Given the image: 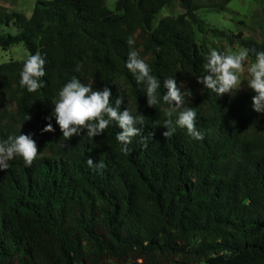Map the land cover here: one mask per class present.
Masks as SVG:
<instances>
[{"label": "trees", "instance_id": "16d2710c", "mask_svg": "<svg viewBox=\"0 0 264 264\" xmlns=\"http://www.w3.org/2000/svg\"><path fill=\"white\" fill-rule=\"evenodd\" d=\"M105 1L39 0L30 16L0 5V47L23 43L46 59L35 93L19 86L25 61L0 65V139L31 135L40 152L31 167L17 157L0 171V264H264V114L252 91L217 96L197 82L210 49L197 31L230 40L199 10L221 12L231 0H117L116 14ZM171 5L183 12L155 24ZM236 38L253 60L264 51V40ZM130 50L161 82L175 76L192 90L186 106L202 141L179 127L164 136L169 106L148 105L126 67ZM73 77L143 115L127 153L114 124L65 141L48 119ZM48 123L54 131L42 132ZM89 158L103 169H89Z\"/></svg>", "mask_w": 264, "mask_h": 264}, {"label": "clouds", "instance_id": "9594fccd", "mask_svg": "<svg viewBox=\"0 0 264 264\" xmlns=\"http://www.w3.org/2000/svg\"><path fill=\"white\" fill-rule=\"evenodd\" d=\"M127 43L131 49L135 41L129 38ZM253 52L255 60L246 67L249 50L229 54L210 48L204 64L205 74L198 77L197 82L203 85V89L210 90L217 96L225 93L235 96L241 89L242 82L246 81V87L254 92L253 110L264 114V51L253 50ZM45 64L46 59L41 53L37 52L29 56L20 70L19 86L29 93H35L43 87L41 78L46 75ZM126 67L137 85H142L149 106H157L161 103L169 106V110L164 112L166 118L161 124L168 129L164 132L166 138L179 127L186 129L187 134L194 140L204 139V134L197 128L196 110L186 106L187 98H191L193 92L184 82L178 85L175 76L167 77L161 82L152 74L150 64L141 58L137 50L129 51ZM245 71L246 76H244ZM242 76H244L243 80ZM162 86L165 91L161 97ZM112 95L111 89L107 86L102 90L95 89L91 83L84 84L73 77L63 84L57 96L53 98L54 110L48 119L55 118L65 141L73 136H81L85 130V135L93 140L114 124L120 129L115 139L120 143L121 151L127 153L132 139L141 133V127L138 125H143V115L137 114L129 105L121 110L124 98H116L113 104L111 103ZM28 119H30L29 116L26 120ZM52 131L54 128L51 123L42 129V132ZM65 146L61 145V147ZM38 153L40 152H38L37 144L31 135L21 133L8 135L6 139H0V171L6 170L10 166L8 162L17 157L22 158L26 167H31ZM87 166L93 171L104 167L103 162L94 163L91 158L87 159Z\"/></svg>", "mask_w": 264, "mask_h": 264}, {"label": "rangeland", "instance_id": "374dc122", "mask_svg": "<svg viewBox=\"0 0 264 264\" xmlns=\"http://www.w3.org/2000/svg\"><path fill=\"white\" fill-rule=\"evenodd\" d=\"M39 0H0V5L7 9L8 12L17 11L30 16L33 12L36 2ZM107 8L113 13H119L116 10L117 0H106ZM183 9L171 5L163 8L157 15L155 24L164 16H178ZM199 15L204 18L210 27H216L229 33V39L217 38L207 31L205 34L197 31L199 41H205L209 48H219L224 46L226 52L236 53L245 50L240 41L236 38L239 31L244 33L245 37L256 39L259 42L264 40V0H231L224 11H215L201 9ZM14 31V30H13ZM29 52L23 43L12 45L4 49L0 47V65L10 60L25 61ZM254 60L248 57L247 65ZM244 76H246V71ZM242 76V80L244 79ZM247 82H242V87L238 92H251L246 87Z\"/></svg>", "mask_w": 264, "mask_h": 264}]
</instances>
